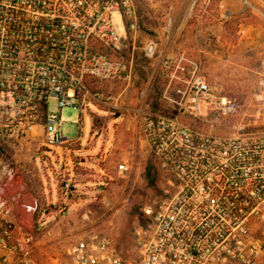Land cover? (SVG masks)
<instances>
[{"label": "built area", "instance_id": "1", "mask_svg": "<svg viewBox=\"0 0 264 264\" xmlns=\"http://www.w3.org/2000/svg\"><path fill=\"white\" fill-rule=\"evenodd\" d=\"M138 21L132 0H0V144L37 130L49 147L69 144L61 109L104 104L97 85L133 83ZM160 64L165 102L136 110L162 184L135 261L94 236L67 250L70 264H264V102L239 105L183 56ZM36 211L0 162V264H33Z\"/></svg>", "mask_w": 264, "mask_h": 264}, {"label": "rangeland", "instance_id": "2", "mask_svg": "<svg viewBox=\"0 0 264 264\" xmlns=\"http://www.w3.org/2000/svg\"><path fill=\"white\" fill-rule=\"evenodd\" d=\"M132 1L140 49L131 86L97 85L104 104L61 109L69 144L49 147L39 130L0 144V162L18 171L37 201L33 264H70L67 250L94 236L135 261L137 231L150 223L144 210L160 198L162 184L136 114L142 104L165 102L164 81L142 94L149 70L144 44L156 43L153 60L183 56L197 63L211 87L241 106L264 102V0ZM48 108L54 112L56 104Z\"/></svg>", "mask_w": 264, "mask_h": 264}, {"label": "crops", "instance_id": "3", "mask_svg": "<svg viewBox=\"0 0 264 264\" xmlns=\"http://www.w3.org/2000/svg\"><path fill=\"white\" fill-rule=\"evenodd\" d=\"M159 65H160V61H158V60H152L151 62L149 61V64H148L149 70L147 71L146 78H145L146 79V86L144 87L142 94L145 91L149 92V91H152V89L155 90V86H158V88H159V84L163 83L162 82L163 78L161 77V74L159 73V67H160ZM138 67H139V61L137 59L135 69H137ZM153 84H154V87H153ZM162 87H163V84H162ZM147 89H149V90H147ZM155 92H158V90L156 89Z\"/></svg>", "mask_w": 264, "mask_h": 264}, {"label": "trees", "instance_id": "4", "mask_svg": "<svg viewBox=\"0 0 264 264\" xmlns=\"http://www.w3.org/2000/svg\"><path fill=\"white\" fill-rule=\"evenodd\" d=\"M136 60H137V57H136Z\"/></svg>", "mask_w": 264, "mask_h": 264}]
</instances>
